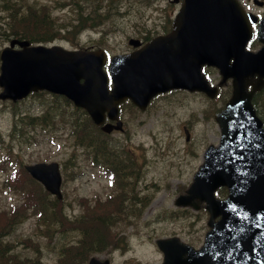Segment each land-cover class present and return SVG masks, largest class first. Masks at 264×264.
<instances>
[{"label":"water","instance_id":"95a60500","mask_svg":"<svg viewBox=\"0 0 264 264\" xmlns=\"http://www.w3.org/2000/svg\"><path fill=\"white\" fill-rule=\"evenodd\" d=\"M198 1L184 0L180 15L199 17L197 9L191 7ZM222 32L236 36L233 45L218 49L207 47L201 61L172 66L170 80L164 73L167 65L149 59L150 44L129 59L114 56V66L111 62L109 68L113 81L110 89L102 69L105 57L101 50L30 44L18 38H12L0 50L1 99L15 101L30 91L46 89L63 94L75 105L85 108L96 124L102 123L105 112L109 118L117 119V104L125 97L143 107L151 94L172 86L204 89L214 95L216 87L194 77L204 61L219 67L222 74L219 84L232 78L231 95L215 114L220 126L219 143L207 146L192 182L175 201L195 208L205 202L210 228L197 249L180 242L176 236L158 240L165 255L163 264H264V128L250 100L254 90L264 84V30H256L263 44L255 51L244 47L251 30ZM168 67L170 70V63ZM177 69H182L180 75H176ZM254 75L257 76L255 83L248 90ZM101 127L105 131L119 129L121 120ZM25 168L48 191L61 197V174L56 161L33 162ZM219 186L227 187L225 198L215 196ZM89 264H108V260L93 257Z\"/></svg>","mask_w":264,"mask_h":264},{"label":"rangeland","instance_id":"374dc122","mask_svg":"<svg viewBox=\"0 0 264 264\" xmlns=\"http://www.w3.org/2000/svg\"><path fill=\"white\" fill-rule=\"evenodd\" d=\"M48 2H52L51 6H53V0H47ZM122 3L128 5L127 0H122ZM51 12L62 19L69 11L66 6H56L51 8ZM168 14H170V3L167 0L149 2L134 0L127 13L119 15L114 25H107L108 30L116 28L105 41L106 47L110 51L124 48L126 33L136 29L132 24L133 21L156 28L159 20L165 23ZM0 23L4 24L1 18ZM90 32L94 34L92 39L98 36L96 31ZM6 37L7 30H0V49L6 43ZM87 39L86 36L83 37V40ZM55 42L66 47L72 45V41L68 38ZM50 100L48 95L41 94L33 98L29 96L18 105L20 110L37 112ZM9 103L7 100H0V131L4 140L0 145V211H11L15 206L27 203L25 215L5 233L4 238L11 242L12 251L17 250L25 257L38 256L42 264H62L59 260L60 252L63 255L66 242L77 240L78 231L62 229L58 221L54 225L56 229L51 235H47L50 237L47 238L45 235L52 229L47 230L46 224L44 225L46 219L38 217L39 207L29 205L26 188L9 186L10 175L21 164L40 160L58 161L62 175V211L71 215L82 211L81 198L92 200L96 196L104 197L112 190L113 181L111 178L108 179L109 176L104 171L97 172L98 168H92L88 159L80 154L81 149L72 145L71 137L62 130L45 128V126H24L22 130L13 131L12 107ZM214 105V103L207 104V108ZM196 107L195 98L176 94L170 106H159L151 112L138 115H124L126 120L124 131L111 133L113 140L131 139V143L127 142L126 148H132L133 143L140 145L136 148L142 154V158L139 157L140 179L136 182L138 184L136 189L139 198L145 204L136 224L128 225L124 229L125 240L126 235L129 234L128 241L124 243V237H121L118 246L121 249H113L117 246L112 248L109 246L111 249L107 254L112 264L158 263L160 254L156 251L154 243H151L156 234H175L194 246L201 243L204 231L207 229L205 222L207 217L204 212L178 213L173 217H165L164 213L166 210H173L175 196L184 191L190 183L192 174L202 159L201 153L205 146L218 140V126L213 119H209L212 111H208L206 117L195 113L196 119L193 120L194 123L190 128V138L186 141L182 126L186 121L191 120L188 119L189 115ZM130 178L128 181L132 186L134 179L132 176ZM106 190L108 191L105 192ZM219 195L222 196V193L220 192ZM183 214L185 217H182ZM95 254L103 255L105 252Z\"/></svg>","mask_w":264,"mask_h":264},{"label":"trees","instance_id":"16d2710c","mask_svg":"<svg viewBox=\"0 0 264 264\" xmlns=\"http://www.w3.org/2000/svg\"><path fill=\"white\" fill-rule=\"evenodd\" d=\"M53 1V6H51L52 2L47 3V0H0V17L6 20L7 34L28 38L32 42L54 40L61 37L63 30L65 31L63 35L71 37L72 34L75 36L77 30L95 27L102 21L109 19L112 15L111 12L117 9L119 2V0ZM56 6L68 8L69 12H66L65 18L60 19L59 15L52 14L51 8ZM41 94L48 95L51 100L46 102L47 104L44 103L45 105H42L37 112L19 109L18 104L28 97L9 103L12 107L13 131L22 130L24 126H45V128L62 130L71 137L72 145L77 149L80 148V154L86 158L90 154V150L96 148L98 155L103 154L105 159L109 158L110 162L108 163L114 165L116 170L122 171L123 168H128L130 161L129 158H124V153L105 152L103 149L105 143H94V140L111 139L112 136L95 126L82 108L74 106L70 100L59 94L34 92L30 94V97H38ZM254 104L264 115V89L257 92L254 97ZM3 141L0 131V145L3 144ZM72 156H74L73 152ZM8 184L15 188H26L29 205L39 207L38 217H42L43 220L46 219L44 225L46 224L47 230L52 229L45 235L50 238L47 235H51L56 229L54 225L61 216V202L44 190L41 184L26 172L23 164L10 175ZM26 203L15 206L11 211H0V264H26L28 261L30 264H42L38 256L28 258L17 250L12 251L11 242L4 238V234L10 231L17 221L25 215ZM101 207L99 204L98 208ZM111 208L112 206H104L100 209V212L104 214L103 217L84 216L80 220L79 228L83 229V238L80 240L81 246L67 248L63 258H61L62 264H83L84 251L91 246L102 244L103 240L109 236L106 214Z\"/></svg>","mask_w":264,"mask_h":264},{"label":"flooded vegetation","instance_id":"af4514ba","mask_svg":"<svg viewBox=\"0 0 264 264\" xmlns=\"http://www.w3.org/2000/svg\"><path fill=\"white\" fill-rule=\"evenodd\" d=\"M236 2L237 3H234L233 8L238 15V19H234L231 22H225L226 25L224 27L221 25V29L234 30V29L239 28L241 26L240 28H243L245 30H253V31L257 30L260 20L264 17V0H236ZM180 3H181V0H178L177 2H173L172 7L170 8V31L172 29L173 16L175 14L176 9L180 5ZM166 31H168V30H158L156 34L164 33ZM246 45L250 46V48H252V49L257 48L260 45V43L256 39L255 34H252V36L249 37ZM202 70L204 72H207V67L205 65H202ZM169 93H170V91H169ZM164 94H166V93H161V94H158L155 97H153L150 100L147 107L152 105V102L154 100H156V101L161 100V99L165 100L166 97ZM157 96H159V97H157ZM262 119L264 122L263 117H262ZM137 157H138V155L132 157V162L135 163V165L139 164V163H137ZM130 173L132 175H134L135 178H138L140 170L136 166L131 167ZM134 187L135 186L130 188L131 193H134V190L132 189ZM135 196H136V194H135ZM126 206L132 212L141 209L140 203H129ZM114 243H116V242H114ZM108 245H110V238L109 237L105 238L103 240L102 244L99 246H95V248H100L103 250ZM102 256H108V255L103 254Z\"/></svg>","mask_w":264,"mask_h":264}]
</instances>
